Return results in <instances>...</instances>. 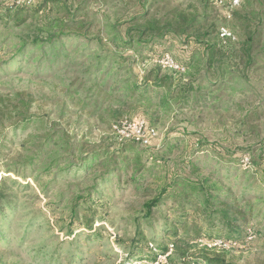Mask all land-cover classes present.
I'll return each mask as SVG.
<instances>
[{"label":"rangeland","instance_id":"1","mask_svg":"<svg viewBox=\"0 0 264 264\" xmlns=\"http://www.w3.org/2000/svg\"><path fill=\"white\" fill-rule=\"evenodd\" d=\"M216 1L35 0L27 9L31 17L24 26L10 23L0 27V110H12L22 100L31 101L29 115L43 119L42 124H31L26 129L0 125V181L8 179L4 187L11 203L0 213V264H124L133 253L131 242L138 232L143 243L166 246L173 234L184 235L194 218L199 227H207L197 216L199 203L180 208L178 204L173 207L170 200L154 209L150 218L145 216V203L173 177L201 175L216 179L213 173L219 170L224 185L236 186L232 191L237 197L251 185L254 176L249 165L239 163L237 158L247 163L252 153L262 152L264 157V25L259 27V19L252 28L258 35L253 37L251 54L242 55V61L239 55L233 57L230 53L218 59L225 64L219 61L210 66L204 45L189 40L187 35L168 34L160 44L147 45L152 49L149 57L144 51L118 48L129 36L136 45L139 27L143 29L149 21H159L157 27L161 28L164 20L180 12L209 15L218 25L227 23L236 34L231 43L237 51L247 40L245 30L235 19L226 22ZM5 3L0 0L1 5ZM37 8L40 11L35 13ZM50 21L66 25L62 31L72 36L58 39L61 29H50L55 37L53 46L48 42L43 48L33 52L29 48L23 57H15L32 37H48V29L41 33L37 29ZM77 32L81 37H75ZM211 41L217 42V30H213ZM110 53L129 58L128 72L123 77L133 73L141 79L160 68V76L170 79L166 92L181 89V93L183 87H193L187 99L179 94L180 100L170 105L153 98L122 108L130 112L135 105L132 112L143 115L142 119L158 133L151 145L156 149L140 154L141 165L137 167L133 153L121 151L112 130L115 123L134 116L114 117L123 91L114 89L116 82L109 80L107 69L117 64L105 58L100 66L98 60V55ZM164 53L186 65V72L162 69L158 57ZM47 127L57 131L61 141L50 147L53 154L40 164L35 153ZM163 142L165 147L160 151ZM170 143L175 148L166 152ZM94 151L110 156L90 171L78 169V156ZM227 155L233 157V162ZM125 156H129L128 165L124 164ZM158 156L162 158L154 163ZM62 157L74 165L68 168L69 163L61 164L52 174L44 173L45 166ZM27 160H34L35 165ZM244 172L248 178L245 181L240 178ZM104 178L108 182L91 195L96 211L93 228L82 227L70 237L67 228L75 199L80 194L88 197V188ZM261 178L257 176L259 182ZM257 184H253L252 195L261 192ZM91 204L85 203L78 210L83 214ZM259 209L262 224L247 231L239 239L240 246L221 249L206 238L191 246L219 253L233 264H264V200ZM249 232L254 237L246 240ZM135 251L142 254L140 249ZM172 256L177 260L174 252ZM166 262L167 258L163 264Z\"/></svg>","mask_w":264,"mask_h":264},{"label":"trees","instance_id":"2","mask_svg":"<svg viewBox=\"0 0 264 264\" xmlns=\"http://www.w3.org/2000/svg\"><path fill=\"white\" fill-rule=\"evenodd\" d=\"M55 0H44L45 3L54 2ZM29 8V7H28ZM28 8H20L16 7L9 0H6L5 5L0 4V27L3 25L8 26L10 23H14L15 26L21 27L27 23V20L31 17L28 12ZM40 8L34 10L35 13H38ZM239 25L241 29L245 30L246 41L242 43L240 48L235 51L232 49L233 45L231 42L227 44H222L221 40L218 36V28L225 24H217L216 22H211V17L209 15H205L203 17H199L197 15L184 14L174 12L171 16V19H167L163 21V27H157L159 21H149L146 23L143 29L139 27L138 34V42L135 45L134 39L130 36L123 40L124 44L119 46L120 50H133L137 53H142L143 51L147 53L149 57V52L152 49H149L151 45H158L159 42L168 34L174 35H187L189 40H193L195 43L204 45L207 57L208 64L210 66H214L220 61V64H225V61L218 60L220 57L223 59L227 57L230 53L231 55L237 56L239 55V60L242 61L243 56H250L251 54V45L253 43L254 35L257 36V32H253L252 28L255 27V21L259 19L257 24L261 26L264 25V0H242L241 6L233 12V20ZM225 20V19H224ZM251 20L253 22H251ZM261 20V21H260ZM228 25V24H227ZM229 26V25H228ZM66 27V25L59 23L57 21H50L44 24L43 28L37 29L39 33L49 32L48 37L44 39H40L39 36L32 37L31 42H24L20 49L17 51V56L15 57H23L27 50L31 48L30 52L35 51L36 49L43 48L45 44H52L53 46L55 37L51 35L50 29H61L58 33L57 38L72 36L71 34H65L62 29ZM230 27V26H229ZM213 30H217V42L211 41V35L213 34ZM234 32V31H233ZM235 34V32H234ZM145 36L147 38H145ZM236 36V34H235ZM75 37H81L80 33H75ZM49 42V43H48ZM52 48H56L55 46ZM90 51V50H86ZM29 52V51H28ZM166 54L164 53L158 57V60L163 58ZM243 55V56H242ZM147 57V58H148ZM173 57V56H172ZM105 58H112L110 63H116L117 67L108 66V74H110L109 80L116 82L115 90H122V99H119L117 102L118 109L114 111L117 117L119 115H132L134 119H142L143 115H138L135 109V105L132 106L130 112L122 109L123 107H129L130 103H141L144 101H151L153 98L156 100H160L163 105H170L172 101L180 100L179 94L183 93L184 99L189 97L190 92L193 90V87H183L181 93L179 91H171L170 93L166 92L165 85L170 81L167 76H160V68L152 70L145 77L141 79L136 74L133 73L128 74L123 77V74L127 71L126 67L129 58L124 57L121 53H110L107 56L98 55L99 65L101 66L102 62ZM174 58V57H173ZM175 59V58H174ZM177 63L184 66L187 70L186 65L179 62L175 59ZM236 61V59H235ZM107 63V59H106ZM226 63H228L226 61ZM99 67V66H98ZM111 72H113L111 74ZM137 101V102H136ZM32 103L31 101H20L17 105L14 106L12 110L4 109L0 110V125L3 127H9L13 130L16 129H26L31 124L40 125L43 122L42 118L34 117L29 115ZM121 106V107H120ZM50 127V126H49ZM52 129V127H50ZM50 128L47 127L44 135L42 136L43 142L40 146H37L36 150L37 161L42 164L43 160L46 156L53 154V151L50 149L52 145L58 146L60 141L58 138V132L49 131ZM167 143V142H165ZM136 145H140L133 140L125 141L121 143V151L124 153L126 150H129L133 153V163L135 167L141 165L140 154L146 152V149H156L154 146L144 147L143 150H138ZM164 142L160 147L164 149ZM172 143L168 144L166 148V152L174 149ZM262 153V152H261ZM260 153L257 155L252 153L247 163L242 158H237L239 163H243L245 165H249V170L253 173L254 179L250 186L243 188L241 197H237L232 189L236 187L233 183L224 185L223 179L220 176V171H216L213 174L216 175V179L211 177H202L201 175L192 176V177H183V176H175L168 183V185L162 187L159 193L151 200L147 201L144 205L145 208V216L150 218L153 215L154 209L159 208L163 204H167L171 200V205L175 207V204H178L180 208H184L187 204H198V212L207 227L205 229L203 227L198 226L197 219L194 218L191 221V224L185 229L184 235L180 236L175 233L173 234L172 242L167 244L166 246H155L153 243H143V239H138L140 237V233L138 232V237L132 240V245H134L133 253L130 254L129 258L124 264H138L142 261H152L155 260L159 255H166L169 253V246H173L172 253L167 256V262L165 264H233L228 262L225 257L219 253L212 252L207 249L198 248L193 245V242L197 243L199 239L206 238V240H215V239H227V240H235L239 241L243 237V235L247 231H253L257 224L261 225L262 221H260L261 209H259L261 202L264 200V157ZM126 155V154H125ZM110 156L109 153L103 151H94L87 154H81L78 157V169L85 168L87 171L92 170L94 166L103 165L105 157ZM229 157V155H227ZM162 157L155 158L154 163ZM231 162H233V157L230 156ZM28 163L35 165L34 160ZM69 159L66 157L53 159L47 166L43 168L44 173L47 175L52 174L56 171L57 168L61 164H68ZM129 156H125L124 164L128 165ZM74 165V162L69 163V167L71 168ZM222 166V165H221ZM190 170L194 168L193 163H190ZM198 170V167H196ZM40 170L37 169V172ZM69 170V169H68ZM218 175V176H217ZM256 175V176H255ZM262 175L261 182L257 180V176ZM106 176V174H105ZM230 177V176H228ZM235 177H239V175H235ZM240 178L247 180L246 172L242 173ZM8 179L3 178L0 181V213H4L5 207L10 206L9 196L5 191V183ZM37 183L40 184V179L36 178ZM108 182L107 178L101 179L100 181H95L93 186L88 188L89 195L88 197H83L82 194L78 195L75 199V203L71 209L70 213V223L67 228V234L71 237L76 235V232L80 228L92 229L94 224V216L96 215V211L94 210V201H91L92 192L97 191L100 186L104 185ZM257 182H259L257 184ZM15 183V181H14ZM253 184H257L260 186L261 192L256 195H252L253 193ZM92 203L90 207L86 208L85 212L81 214L78 210L84 206L85 203L81 205V202ZM91 201V202H90ZM84 211V209H83ZM199 218V217H198ZM149 244V245H148ZM150 244L154 245V248L150 247ZM183 245H187L182 247ZM198 248L194 251H191L192 248ZM136 249H140L142 254L136 253ZM156 250V251H155ZM177 256V260H175L172 256Z\"/></svg>","mask_w":264,"mask_h":264},{"label":"built area","instance_id":"3","mask_svg":"<svg viewBox=\"0 0 264 264\" xmlns=\"http://www.w3.org/2000/svg\"><path fill=\"white\" fill-rule=\"evenodd\" d=\"M11 4L20 8H28L33 6L35 0H9ZM204 2H211L212 0H202ZM242 0H218L216 1V6L222 12L225 21H231L233 19V12L241 6ZM218 36L222 44H227L231 41H235L236 36L233 30L227 25V23L221 25L218 28ZM159 66L162 69L172 71L175 73H184L186 68L175 61V59L170 55L166 54L163 58L158 61ZM113 132L117 135L120 143L133 140L143 147L151 146L154 141L157 140V130L154 127L149 126V124L144 119H123L112 126ZM253 233L249 232L247 239H253ZM214 246L219 248H229L234 246H240L239 241L227 240V239H216L213 240ZM151 248L154 245L150 244ZM169 253L166 255H159L155 260L152 261H142L138 264H163L169 254L172 253L173 246H169ZM156 251V250H155Z\"/></svg>","mask_w":264,"mask_h":264}]
</instances>
